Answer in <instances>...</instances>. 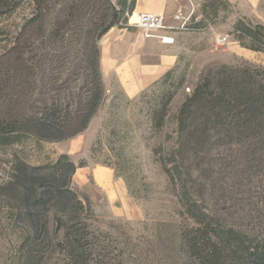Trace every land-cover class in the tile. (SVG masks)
I'll use <instances>...</instances> for the list:
<instances>
[{
  "label": "rangeland",
  "instance_id": "374dc122",
  "mask_svg": "<svg viewBox=\"0 0 264 264\" xmlns=\"http://www.w3.org/2000/svg\"><path fill=\"white\" fill-rule=\"evenodd\" d=\"M195 5L207 25L181 28L175 65L144 88L127 65L102 59L103 0L62 26L59 38L84 43L67 58L39 51L48 35L31 27L37 58L27 56L26 71L0 90V106L5 95L29 119L0 130V264H264V110L246 108L248 88L264 104V25L242 12L232 18L228 0ZM32 9L0 30L13 33ZM5 34L0 51L13 36ZM220 34H229L226 46ZM229 76L243 84L244 105L231 109L222 97L218 110L186 115L196 131L184 134L180 109L196 85ZM92 93L97 108L76 135H26L32 120L63 125ZM208 111L217 126L209 131Z\"/></svg>",
  "mask_w": 264,
  "mask_h": 264
},
{
  "label": "trees",
  "instance_id": "16d2710c",
  "mask_svg": "<svg viewBox=\"0 0 264 264\" xmlns=\"http://www.w3.org/2000/svg\"><path fill=\"white\" fill-rule=\"evenodd\" d=\"M105 2V13L102 15V22L106 23L100 33L97 35V38L103 36L106 32H108L114 25H121V27H125L121 24V22L127 21L126 12L121 8L118 4H114L112 0H103ZM26 4H32V16L31 17H23L24 23L20 28L17 27L13 33H9L6 31L0 30V36L4 35L7 37L9 34H13L10 41L6 42V46H4V50L0 51V90L2 92L3 88L1 86L5 84H9V80L11 77H14L19 74H23L28 68L27 56H30L32 51V47L30 44V29L35 26L36 29L33 33L40 34L42 36L48 35V40L40 41L39 51H43L46 54L53 53L56 55L64 56L67 58L71 55L72 51L80 52V48L84 45V43L80 46L78 42L73 40H68V42L64 41V39L59 38L60 30L62 26H65L70 23L71 20H74V16L80 14L83 10V7H97L99 5V0H0V23L5 22L9 18H12L14 15H18L20 11L23 10ZM214 8V13H217V5L216 3H211ZM131 13V12H129ZM198 27H203L207 24L203 22H196ZM128 28V26H127ZM264 29V26H262ZM249 29V28H248ZM251 30V29H249ZM49 31V32H47ZM237 34L245 36L246 33L240 29L236 30ZM250 32V31H249ZM32 37V36H31ZM3 38V37H2ZM47 39V38H44ZM1 40V39H0ZM35 42V41H34ZM80 47V48H79ZM86 57V56H85ZM30 58H37L33 56ZM88 60V58H86ZM43 64L37 61V64L31 63V69L38 70L41 68ZM20 76V75H19ZM220 77V76H219ZM219 77H213V80H207V83L204 85L200 83L196 85L193 90L191 97L187 104H185L180 109V120L182 131L184 134L191 133L195 130L196 125L192 121H187L185 119L186 115H189L190 118L197 114L202 109L207 110H218L217 104L218 100L222 97L228 96L229 104H232L231 109H234L243 104L242 98L240 96L242 90V83L238 82L233 76L226 77L227 81L225 83L220 82ZM20 78V77H19ZM255 82H258L257 76H254ZM98 79V78H97ZM215 81V82H214ZM254 86V85H253ZM4 87V86H3ZM208 90H206V88ZM245 92V90H243ZM247 91L250 93V98L248 99L251 103L246 102L248 107V112L257 113L261 109L264 110L263 105H256L258 102V96L261 94L256 88H248ZM206 92L211 94V97L204 96ZM3 94V92H2ZM4 95V100L0 106V130L6 129L7 126H12L14 124L21 125L22 122H26L29 119L26 118L25 112L14 113L12 111L10 99ZM236 101V103H235ZM261 101H264V98L261 97ZM82 103V106L77 110L71 113L68 116L67 121H64L63 125H55L50 124L44 119H39L43 121H33L31 122L29 128L26 131V135H32L38 139H46V140H61L67 137H71L76 135L83 129H85L93 116L98 101L96 100L95 95L92 93V96L89 98V101H79V105ZM6 104V105H5ZM216 105V106H215ZM244 105V104H243ZM27 111H29L27 109ZM13 112V113H12ZM70 113V112H69ZM209 113L205 117V126L207 131L212 130L217 127L216 125H212L211 119L209 120ZM184 116V117H183ZM227 115L224 117L225 121ZM26 118V119H25ZM243 124L245 121H242ZM211 122V123H210ZM229 125V124H228ZM203 127H201L202 130ZM59 130L61 136L59 137H50L46 136L44 132L48 130L55 131Z\"/></svg>",
  "mask_w": 264,
  "mask_h": 264
},
{
  "label": "crops",
  "instance_id": "0c3cea01",
  "mask_svg": "<svg viewBox=\"0 0 264 264\" xmlns=\"http://www.w3.org/2000/svg\"><path fill=\"white\" fill-rule=\"evenodd\" d=\"M128 12H153L164 17L166 28L164 36L174 38L181 30V21L176 14L181 12L185 18L190 17L191 5L188 0H112ZM233 6L232 18L239 12L248 17L259 19L264 25V0H228ZM188 23H196L192 15ZM102 59L111 65L112 61L118 66L127 65L134 75L139 76L141 87L149 86L157 81L178 59V45L176 39L164 41L159 37H145L129 27H112L101 40Z\"/></svg>",
  "mask_w": 264,
  "mask_h": 264
},
{
  "label": "built area",
  "instance_id": "2783aa9c",
  "mask_svg": "<svg viewBox=\"0 0 264 264\" xmlns=\"http://www.w3.org/2000/svg\"><path fill=\"white\" fill-rule=\"evenodd\" d=\"M188 1L191 5L190 17L192 15H195V22L200 21L203 18V14L196 13L195 0H188ZM126 16H127V21L121 22V24L124 25L125 27L127 26L137 27L139 30L143 32L144 36L147 38L159 37L164 41L173 40V38L170 36H163L159 34L161 30L166 28L163 15L153 13V12H140V13L131 12L129 13L127 11ZM190 17L185 18L181 12L176 14V19L181 21L180 27L183 29H192V28H189V23H188ZM229 38H230L229 34H224V35L220 34L216 38L217 44L221 47L226 46V44L230 40Z\"/></svg>",
  "mask_w": 264,
  "mask_h": 264
},
{
  "label": "bare ground",
  "instance_id": "6f19581e",
  "mask_svg": "<svg viewBox=\"0 0 264 264\" xmlns=\"http://www.w3.org/2000/svg\"><path fill=\"white\" fill-rule=\"evenodd\" d=\"M136 17V16H135Z\"/></svg>",
  "mask_w": 264,
  "mask_h": 264
}]
</instances>
